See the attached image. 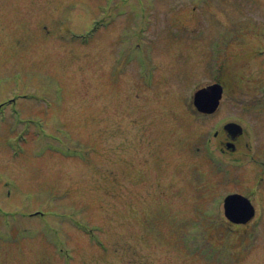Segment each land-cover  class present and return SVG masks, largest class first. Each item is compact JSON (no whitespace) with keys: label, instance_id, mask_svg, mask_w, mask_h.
Returning <instances> with one entry per match:
<instances>
[{"label":"rangeland","instance_id":"1","mask_svg":"<svg viewBox=\"0 0 264 264\" xmlns=\"http://www.w3.org/2000/svg\"><path fill=\"white\" fill-rule=\"evenodd\" d=\"M263 163L264 0H0V264H264Z\"/></svg>","mask_w":264,"mask_h":264},{"label":"water","instance_id":"2","mask_svg":"<svg viewBox=\"0 0 264 264\" xmlns=\"http://www.w3.org/2000/svg\"><path fill=\"white\" fill-rule=\"evenodd\" d=\"M217 92L216 94L214 91ZM206 92H213L214 95H220V86L213 85L210 88L206 89ZM225 213L228 217L233 220H245L251 217L254 213V209L250 204V201L245 196L234 193L230 194L225 198Z\"/></svg>","mask_w":264,"mask_h":264},{"label":"trees","instance_id":"3","mask_svg":"<svg viewBox=\"0 0 264 264\" xmlns=\"http://www.w3.org/2000/svg\"><path fill=\"white\" fill-rule=\"evenodd\" d=\"M219 219H221V216H220V214H219V217H218ZM223 222V221H222Z\"/></svg>","mask_w":264,"mask_h":264}]
</instances>
